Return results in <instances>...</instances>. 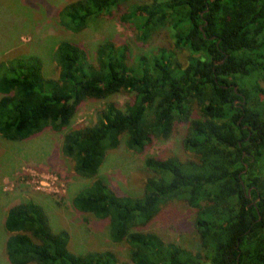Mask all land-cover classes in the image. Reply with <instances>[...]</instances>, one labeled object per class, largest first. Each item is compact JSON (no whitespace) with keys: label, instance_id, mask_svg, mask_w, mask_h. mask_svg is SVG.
<instances>
[{"label":"trees","instance_id":"obj_1","mask_svg":"<svg viewBox=\"0 0 264 264\" xmlns=\"http://www.w3.org/2000/svg\"><path fill=\"white\" fill-rule=\"evenodd\" d=\"M128 0H75L59 12L61 25L81 33ZM141 40L164 28L172 46L135 61L126 46L107 41L95 62L62 40L54 51L58 78L46 77L39 57L0 61V135L23 141L51 129L64 133L62 152L90 183L74 208L109 221L115 251L84 254L54 232L44 206L16 204L5 218L11 264H264V0H155L121 16ZM186 53V62L179 53ZM237 91H236V89ZM129 93L120 104L109 99ZM105 103L97 124L70 128L80 104ZM198 109L200 116L193 120ZM185 126L183 149L192 159L150 157L142 196H121L101 177L107 154L123 144L142 153L153 138ZM261 171V173H260ZM173 201L197 209L202 251L167 243L146 227Z\"/></svg>","mask_w":264,"mask_h":264},{"label":"rangeland","instance_id":"obj_2","mask_svg":"<svg viewBox=\"0 0 264 264\" xmlns=\"http://www.w3.org/2000/svg\"><path fill=\"white\" fill-rule=\"evenodd\" d=\"M72 1L75 0H0V61L36 56L43 62L45 76L58 78L59 69L53 55L62 40L81 45L92 62L97 59L99 47L107 41L126 46L135 61L153 55L159 47L172 46L170 28H164L156 41L145 42L134 24L121 20L131 6L152 4L155 0H128L119 11L95 19L77 34L67 31L59 19L60 10ZM179 59L185 63L186 53L180 51ZM258 83L264 89V78ZM130 99L129 93H121L109 100L123 105ZM109 100L82 102L70 128L97 124ZM199 116L195 109L193 120ZM186 132V127L181 125L169 139L153 138L142 153L128 150L125 144L109 151L101 168V177L121 196H142L149 176L145 168L148 158L192 159V155L183 149ZM63 138L64 133L51 129L16 142L0 135V264H11L5 250L7 212L10 207L29 201L45 207L54 232L69 233V248L73 252L113 250L122 259H127V245L116 244L109 237L108 220L74 208V197L90 180L78 176L74 162L63 155ZM262 177L264 179L263 174ZM197 212L185 201H173L140 230L155 233L167 243L201 252L202 244L195 227Z\"/></svg>","mask_w":264,"mask_h":264},{"label":"water","instance_id":"obj_3","mask_svg":"<svg viewBox=\"0 0 264 264\" xmlns=\"http://www.w3.org/2000/svg\"><path fill=\"white\" fill-rule=\"evenodd\" d=\"M236 89V88H235ZM236 91H237V89H236Z\"/></svg>","mask_w":264,"mask_h":264}]
</instances>
